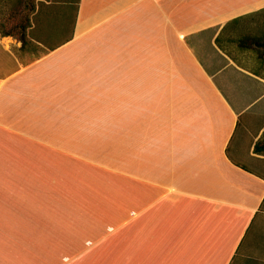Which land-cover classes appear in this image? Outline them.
Wrapping results in <instances>:
<instances>
[{
	"label": "crops",
	"instance_id": "1",
	"mask_svg": "<svg viewBox=\"0 0 264 264\" xmlns=\"http://www.w3.org/2000/svg\"><path fill=\"white\" fill-rule=\"evenodd\" d=\"M17 1L0 0V264L63 260L68 229L105 230L108 264H264V60L238 43L264 36V0L69 1L72 39L32 15L55 47L24 51L2 34Z\"/></svg>",
	"mask_w": 264,
	"mask_h": 264
},
{
	"label": "rangeland",
	"instance_id": "2",
	"mask_svg": "<svg viewBox=\"0 0 264 264\" xmlns=\"http://www.w3.org/2000/svg\"><path fill=\"white\" fill-rule=\"evenodd\" d=\"M69 1L77 3V0H48V6L44 5L41 8V12L48 16L49 29H56L59 24H63L61 28H64L67 35L72 31L73 19L76 13L75 6L68 4ZM57 18H60L57 20ZM34 39V38H33ZM35 40V39H34ZM52 42H54L52 40ZM260 57V56H259ZM260 60L257 55L253 54L247 61L254 65V68L260 64ZM105 230H98L96 237H88L83 229H68L65 233L63 246H60L59 253L64 254V259L52 262L48 260L47 264H108V237L104 236ZM107 231V230H106ZM101 233H103L101 235ZM95 240H101V243L91 244ZM103 241V242H102ZM56 256V255H55Z\"/></svg>",
	"mask_w": 264,
	"mask_h": 264
},
{
	"label": "trees",
	"instance_id": "3",
	"mask_svg": "<svg viewBox=\"0 0 264 264\" xmlns=\"http://www.w3.org/2000/svg\"><path fill=\"white\" fill-rule=\"evenodd\" d=\"M39 3L37 4V0H18L17 1V5H16V15L19 18L21 16L20 21H17V24L15 25L14 28H12L10 31H2V34L4 36L6 35H12L14 36L19 42L22 43V48L21 50L24 51L26 49H29V47L34 44L33 42V38L45 45H47L50 49H54L55 45L52 44V40H54V38L52 37L51 34H49V36H47L46 38H41L37 35H35V33H33L32 37H30L27 34V29H29L31 27V20H30V16L35 15L34 16V21L35 22H39L40 19V15H42L43 13L41 12V8L42 6L45 4ZM47 5V4H45ZM48 6V5H47ZM77 9V7H76ZM76 15V13H75ZM24 17H26V20H24ZM60 18H57V20H59ZM63 24H59L57 27L61 28ZM49 27V25H48ZM74 27V22H73V26L72 29ZM73 35L67 37V39L65 38L64 41L67 43L68 41H70L72 39ZM239 43V47L241 49H245V50H249L251 51L253 54L260 56V58H264V36L262 37H258V36H253V35H246L242 38H240L238 40ZM262 141H259L257 143L256 149L260 150L259 146L261 144ZM238 166H240L241 168L247 170V168L243 165L238 164Z\"/></svg>",
	"mask_w": 264,
	"mask_h": 264
}]
</instances>
